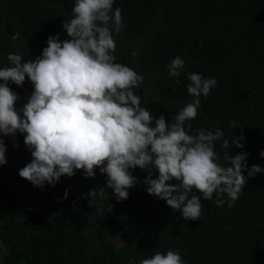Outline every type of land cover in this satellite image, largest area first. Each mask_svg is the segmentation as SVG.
<instances>
[{"label":"trees","instance_id":"16d2710c","mask_svg":"<svg viewBox=\"0 0 264 264\" xmlns=\"http://www.w3.org/2000/svg\"><path fill=\"white\" fill-rule=\"evenodd\" d=\"M73 2L0 0V67L8 66L10 52L24 54L23 63L41 55L49 36L68 39L63 22ZM116 7L125 25L114 34L116 62L142 75L143 83L134 90L141 106L157 118L163 114L167 122L192 99L186 91L188 72L214 77L217 86L201 96L193 130L219 128L229 138L230 154L246 152L249 169L264 167V0H115ZM16 33L20 36L14 39ZM177 55L186 68L178 80L169 79L165 66ZM9 86L20 98L16 107L22 108L32 84L26 78L22 87ZM242 133L243 149L232 146V135ZM22 135L3 137L2 264H128L169 249L179 250L185 264H264V173L247 180L231 207L202 199L199 220L185 221L166 201L147 193L146 170H134L138 182L121 202L110 189L103 199L87 198L92 189L106 188L105 176L98 169L94 178L77 171L69 189L82 203L66 202L38 227L27 214L41 209L45 188L19 176L32 160L19 152ZM220 143L216 151L222 157ZM115 239L122 245L117 247Z\"/></svg>","mask_w":264,"mask_h":264},{"label":"clouds","instance_id":"9594fccd","mask_svg":"<svg viewBox=\"0 0 264 264\" xmlns=\"http://www.w3.org/2000/svg\"><path fill=\"white\" fill-rule=\"evenodd\" d=\"M114 3L74 0L63 22L68 39L49 36L41 55L27 62L22 63L24 54L7 55L8 66L0 67V167L7 164L3 137L23 134L32 160L19 176L34 187H55L62 177H74L77 171L94 178L98 169L106 188L92 189L87 198L103 199L110 189L121 202L137 184L133 172L139 168L147 171L143 180L147 193L166 201L185 221L199 220L202 199L231 207L247 180L264 173V167L249 169L246 152L230 154L229 138L219 128L193 130L200 98L209 96L216 78L188 72L186 91L191 101L167 122L163 114L155 117L134 94L143 83L142 75L116 62L114 34L125 25L122 10L114 9ZM19 36L16 33L14 39ZM165 67L168 78L178 80L186 62L177 55ZM26 78L33 91L17 108L20 98L9 85L22 87ZM244 139L243 133L238 138L232 135L231 144L243 149ZM216 142L225 150L222 157ZM260 156L264 158V151ZM67 198L68 189L63 199ZM97 211L103 214L102 207ZM128 264L185 261L179 250L169 249L151 258L130 259Z\"/></svg>","mask_w":264,"mask_h":264},{"label":"rangeland","instance_id":"374dc122","mask_svg":"<svg viewBox=\"0 0 264 264\" xmlns=\"http://www.w3.org/2000/svg\"><path fill=\"white\" fill-rule=\"evenodd\" d=\"M22 139H24V135H22ZM20 152L30 154V152L28 151V149L24 143L20 147ZM72 180H73V177L70 178V177L64 176L55 185V187L47 185V188H45V190H46V199L48 200V202L49 203L62 202L63 204H65L66 202H71L72 204L80 205L81 204L80 200L75 198L70 193L69 188L71 185L66 186V182H70V181L72 182ZM64 187L66 189H68V198L66 200L63 199V195H62V193L65 192ZM30 214L31 213H29L28 215L30 216ZM29 220L33 221V218L29 219V217H28V222H30ZM115 243H116V246L119 247L122 245V240L121 239H115ZM0 249L2 250L3 254H6V249H4L1 244H0ZM0 264H2V254L0 255Z\"/></svg>","mask_w":264,"mask_h":264},{"label":"water","instance_id":"95a60500","mask_svg":"<svg viewBox=\"0 0 264 264\" xmlns=\"http://www.w3.org/2000/svg\"><path fill=\"white\" fill-rule=\"evenodd\" d=\"M19 152H20V148H19ZM24 154H26V153H24ZM26 155L27 156H31V153L30 154H26ZM72 183H73V181L72 182L71 181L70 182H66V186L67 185H71ZM45 188H47V185L45 186ZM65 189L66 188L64 187V191H65ZM64 193L65 192L62 193L63 197H64ZM75 198H77V197H75ZM63 205L64 204L62 202L49 203L48 200L46 199V190H45L44 200H43L41 209H39L37 211L29 212V213H31L30 216L28 215L29 213L27 214L29 219L33 218V221L29 220L30 221L29 223L34 225V226H38V227L43 226L46 223V221L49 219L51 214H53L56 211L60 210L63 207Z\"/></svg>","mask_w":264,"mask_h":264}]
</instances>
